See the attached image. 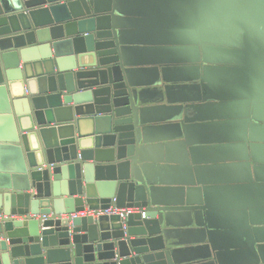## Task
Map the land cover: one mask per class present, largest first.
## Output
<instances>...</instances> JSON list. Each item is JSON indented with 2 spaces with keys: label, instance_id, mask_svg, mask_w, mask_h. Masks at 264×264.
<instances>
[{
  "label": "water",
  "instance_id": "95a60500",
  "mask_svg": "<svg viewBox=\"0 0 264 264\" xmlns=\"http://www.w3.org/2000/svg\"><path fill=\"white\" fill-rule=\"evenodd\" d=\"M0 264H264V0H0Z\"/></svg>",
  "mask_w": 264,
  "mask_h": 264
},
{
  "label": "built area",
  "instance_id": "2783aa9c",
  "mask_svg": "<svg viewBox=\"0 0 264 264\" xmlns=\"http://www.w3.org/2000/svg\"><path fill=\"white\" fill-rule=\"evenodd\" d=\"M122 212H127V213H137L140 212V208L137 206H130V207H125V208H118L117 206L111 204L108 208L106 209H100L98 211L91 210L88 207L85 209L78 211L74 214L73 216H96V214H111V213H122Z\"/></svg>",
  "mask_w": 264,
  "mask_h": 264
}]
</instances>
